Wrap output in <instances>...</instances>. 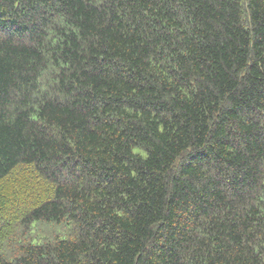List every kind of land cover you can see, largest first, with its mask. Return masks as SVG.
<instances>
[{
  "label": "trees",
  "instance_id": "obj_1",
  "mask_svg": "<svg viewBox=\"0 0 264 264\" xmlns=\"http://www.w3.org/2000/svg\"><path fill=\"white\" fill-rule=\"evenodd\" d=\"M0 214V264H264V0H0Z\"/></svg>",
  "mask_w": 264,
  "mask_h": 264
},
{
  "label": "rangeland",
  "instance_id": "obj_2",
  "mask_svg": "<svg viewBox=\"0 0 264 264\" xmlns=\"http://www.w3.org/2000/svg\"><path fill=\"white\" fill-rule=\"evenodd\" d=\"M13 214H14V213H13ZM8 216L13 217L12 214H9V215H7V216H3L2 214H0V223H1L3 220H5V221L8 220V218H9Z\"/></svg>",
  "mask_w": 264,
  "mask_h": 264
}]
</instances>
